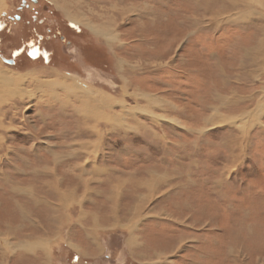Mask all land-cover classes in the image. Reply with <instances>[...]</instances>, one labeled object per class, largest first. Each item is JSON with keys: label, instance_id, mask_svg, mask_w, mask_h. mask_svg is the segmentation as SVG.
Listing matches in <instances>:
<instances>
[{"label": "rangeland", "instance_id": "1", "mask_svg": "<svg viewBox=\"0 0 264 264\" xmlns=\"http://www.w3.org/2000/svg\"><path fill=\"white\" fill-rule=\"evenodd\" d=\"M43 20L64 64L28 59ZM0 22V264H264V0H0Z\"/></svg>", "mask_w": 264, "mask_h": 264}, {"label": "flooded vegetation", "instance_id": "2", "mask_svg": "<svg viewBox=\"0 0 264 264\" xmlns=\"http://www.w3.org/2000/svg\"><path fill=\"white\" fill-rule=\"evenodd\" d=\"M24 10H29V6L25 3L22 4V6L19 8V11L20 12H23ZM40 15L39 11H32V13L29 15L30 18H31V21L30 22H33V23H36L37 22V18L38 16ZM4 18H6V20H8V22L12 21V22H17V21H20L21 20V17L19 15H15L14 18L12 19L11 17H7L6 13H4L3 15ZM29 25V24H28ZM38 26H39V30L42 28V30L44 29V34L42 35L41 33H36L35 34V40H36V43H34V45H29V49L27 51V55H28V59L30 61H38L39 59L41 58H46L47 60H50V59H53L54 61H58V62H61L62 64H64V56L65 55H62V52H60L57 48V42H60V43H64L65 45L66 44V41H65V37H64V34L62 31H59V30H53V28L50 27V25H46V22L41 21V23H38ZM6 26L4 25V23L0 22V34L1 35H5L8 31L7 29L5 30ZM66 31H70V32H78V33H82L81 30L79 29H76V27L74 25H69L66 27ZM86 39V43L85 45H83V47H81L83 49V51L81 49H79L78 47V50L80 53H84L86 56L87 54H90L93 50L90 49L91 47L89 42L90 40ZM41 41H43V43H47L49 42L48 44L51 46V44H53L54 46V51L52 50H48L46 51V47H48L46 45V47H43ZM56 42V43H55ZM55 44V45H54ZM57 44V45H56ZM50 48V47H49ZM42 53V55H41Z\"/></svg>", "mask_w": 264, "mask_h": 264}, {"label": "crops", "instance_id": "3", "mask_svg": "<svg viewBox=\"0 0 264 264\" xmlns=\"http://www.w3.org/2000/svg\"><path fill=\"white\" fill-rule=\"evenodd\" d=\"M49 88H50V87L48 86V89H49ZM55 88L58 89V88L56 87V85H55ZM55 88H54V89H55ZM59 90H62V88H60ZM51 94H52V93H51ZM60 102H61V101H60Z\"/></svg>", "mask_w": 264, "mask_h": 264}, {"label": "bare ground", "instance_id": "4", "mask_svg": "<svg viewBox=\"0 0 264 264\" xmlns=\"http://www.w3.org/2000/svg\"><path fill=\"white\" fill-rule=\"evenodd\" d=\"M238 1V0H237ZM240 2V1H239ZM236 3V2H235ZM66 4V3H65ZM68 14V13H67ZM66 15V14H65ZM76 21V20H75ZM76 22H78L79 23V21H76ZM224 121V120H223Z\"/></svg>", "mask_w": 264, "mask_h": 264}]
</instances>
